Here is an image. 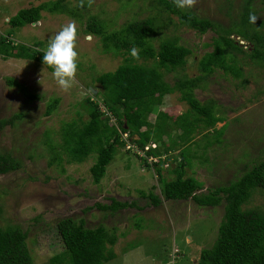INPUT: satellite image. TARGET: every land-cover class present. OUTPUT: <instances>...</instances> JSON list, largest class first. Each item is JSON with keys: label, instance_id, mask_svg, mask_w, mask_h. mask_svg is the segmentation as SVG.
Returning a JSON list of instances; mask_svg holds the SVG:
<instances>
[{"label": "rangeland", "instance_id": "obj_1", "mask_svg": "<svg viewBox=\"0 0 264 264\" xmlns=\"http://www.w3.org/2000/svg\"><path fill=\"white\" fill-rule=\"evenodd\" d=\"M50 1L56 0H0V37L14 46L13 54L21 50L20 46H25L27 53H44L49 39L69 22H75L78 33L76 83L67 92L58 87L53 70L43 62L0 54V153L20 164L17 171L0 176V227H18L25 232L34 264H49L53 256L63 253L56 231V224L63 219L83 220L87 228L103 226L114 232L117 241L110 250L115 258L104 264H196L201 250L210 248L217 239L224 202L218 207H199L191 199L165 201L160 196L162 185L157 175L145 166L152 162L144 163L126 150L124 143L117 147L99 184L92 182L89 172L94 154L82 163L69 162L63 155L60 165H49L52 154L44 143L45 132L59 145L66 124L74 122L81 126L89 120L86 99L97 104L103 99L102 88L95 79L115 71L123 63V57L103 52L100 39L93 36L87 39L89 35L82 33L81 23L92 15L104 20L108 29H119L131 21L159 15L155 0H95L91 9L87 7V0L83 8L79 6L80 0H63L69 9L79 11L80 21L64 13L42 12L39 23L21 28H12L8 23L21 9ZM245 2L197 0L191 9L175 6L177 12H190L212 25L205 33L182 24L178 14L160 12L158 17L163 20L157 23L155 45H159L160 39H172L188 49L190 54L182 74L195 77L200 72L199 60L213 50L217 31H227L239 22ZM252 9L258 17L259 32L264 34V0H253ZM231 38L248 45L235 35ZM237 64L239 76L215 67L201 83L202 88L195 90L199 101L216 103L217 115L222 121L207 131L197 129L191 140L174 145L162 155L169 162L165 168L164 161L159 163L165 181L174 180L170 171L184 160L181 153L188 158L184 177L199 181L202 189L198 193L202 194L236 181L245 170L264 160V66L255 65L244 54H239ZM175 79L170 73L164 76L170 85ZM10 80L23 86L25 91L10 84ZM29 94L38 98L30 99ZM53 98H59V104L46 116V105ZM187 110L179 94L172 93L153 109L148 121L153 123L159 111L176 117ZM10 119L12 123H2ZM179 133L180 130H170L169 136H163L154 145L164 149L169 140L178 142ZM151 187H154L152 193L161 199L157 207L139 194V191L148 193ZM111 199L131 206L112 212L97 207L109 205ZM243 208L264 211V189H256Z\"/></svg>", "mask_w": 264, "mask_h": 264}, {"label": "trees", "instance_id": "obj_2", "mask_svg": "<svg viewBox=\"0 0 264 264\" xmlns=\"http://www.w3.org/2000/svg\"><path fill=\"white\" fill-rule=\"evenodd\" d=\"M252 1L246 0L244 3L237 24L227 31H217V36L212 41L213 50L199 60L200 72L195 77L182 74L186 57L190 54L188 49L172 39H160L162 41L159 45H155L159 29L157 23L163 20L158 16L160 12L178 14L182 24L199 33L207 32L212 25L197 19L190 12H177L172 0H155L159 15L131 21L119 29H108L109 26L104 20L91 15L81 23L82 33L100 39L103 52L123 57V63L115 71L103 73L95 79L96 84L102 88L103 99L101 104L86 99L89 108L87 122L81 126L74 122L66 124L62 128V143L59 145L53 142L49 132L44 135V143L52 154L49 165H60L63 155L69 162L82 163L89 155L94 154L95 159L89 172L92 182L99 184L117 147L123 145V134L127 133L132 143L144 150L148 144L160 143L163 136L170 135V130H180L177 135L178 142L169 140L164 149L157 147L146 152L147 156L157 158V162L145 166L151 167L157 175V180L162 185L160 196L165 201L191 199L199 207H218L224 202V215L218 227L217 239L210 248L201 250L196 264H264V211L243 208L256 189H264V160L245 170L236 181L207 194L198 193L202 184L195 178L184 177L188 158L183 153L181 156L184 160L178 162L177 167L170 171L174 174V180L165 181L162 176L163 169L159 165L162 162L159 157L170 151L174 145L191 140L197 129L201 132L207 131L222 121L217 115L216 103L211 100L201 102L194 94L195 90L202 88L201 83L206 81L215 67L239 76V54L246 55L257 66L260 63L264 66V34L259 32L257 25L249 22L250 13H254ZM42 12L64 13L73 19H82L79 11L69 9L63 4V0H56L21 9L8 23L12 28L31 25L39 22ZM168 22L171 23V20L168 19ZM233 35L248 45H240L238 40L231 38ZM133 47L139 50L138 60L131 56ZM20 48L19 52L13 54L14 46L5 37H0L1 55L43 62L42 52L27 53L25 46ZM167 73L176 76L173 85L164 80ZM9 82L13 83L11 80ZM13 84L25 91L20 84ZM172 93L179 94V99L187 104L188 110L176 117L159 111L154 122H149V114L162 104L166 95ZM27 96L30 99L38 98L31 94ZM58 104L59 98L51 99L46 105L45 115L50 116ZM101 107H105L110 116ZM112 118H115V124L111 122ZM12 121L10 119L2 123ZM138 158L146 163L144 158ZM19 167L20 164L12 157L0 153V176L17 171ZM153 189L151 187L148 193L139 191V194L146 196L150 204L157 207L161 199L152 193ZM130 206V203L114 199L107 206L97 205L98 208L111 212ZM1 214L0 209V216ZM56 231L64 251L53 256L49 264H104L115 258L110 247L115 245L117 237L103 226L91 229L85 226L83 220L74 222L63 219L56 224ZM0 264H34L27 248L26 234L20 228L0 227Z\"/></svg>", "mask_w": 264, "mask_h": 264}, {"label": "clouds", "instance_id": "obj_3", "mask_svg": "<svg viewBox=\"0 0 264 264\" xmlns=\"http://www.w3.org/2000/svg\"><path fill=\"white\" fill-rule=\"evenodd\" d=\"M94 3L95 0H87V7L91 9ZM173 3L178 9L183 10L193 8L197 3V0H173ZM79 6L83 8L85 6V0H80ZM257 19L258 17L254 13H250V23L256 25ZM87 39L90 40L91 37L89 36L87 37ZM77 41L78 33L76 24L75 22H69L68 24L62 26V28L53 37L49 39L47 48L43 53V64L47 65L53 70V78L58 87L64 92L69 91L76 83V76L78 70V52L76 50ZM131 56L134 59L138 60L139 50L133 47L131 49ZM104 112L106 114L109 113L107 112V110H105ZM108 116H110V114H108ZM112 119L114 120L113 124H115V118ZM129 141L131 142V144H133L130 138ZM124 147H126L125 143ZM136 156L138 157V155ZM164 162L165 167L168 166V162H166V160H164Z\"/></svg>", "mask_w": 264, "mask_h": 264}, {"label": "built area", "instance_id": "obj_4", "mask_svg": "<svg viewBox=\"0 0 264 264\" xmlns=\"http://www.w3.org/2000/svg\"><path fill=\"white\" fill-rule=\"evenodd\" d=\"M111 122L114 123V120L111 119ZM122 141L126 144V149L128 150H131L134 154L138 155L139 157H142L144 159H146L147 162H156L157 161V158L155 157H150V156H147L146 152H148L150 149H154L156 148V146L154 144L152 145H147L146 147H144V150H141L137 147H135L133 144H131V142L129 141V136L127 133L123 134L122 135ZM150 146V147H149ZM162 161H164L162 159V156L159 157ZM151 164V163H150Z\"/></svg>", "mask_w": 264, "mask_h": 264}, {"label": "water", "instance_id": "obj_5", "mask_svg": "<svg viewBox=\"0 0 264 264\" xmlns=\"http://www.w3.org/2000/svg\"><path fill=\"white\" fill-rule=\"evenodd\" d=\"M240 45H242V44H240Z\"/></svg>", "mask_w": 264, "mask_h": 264}]
</instances>
